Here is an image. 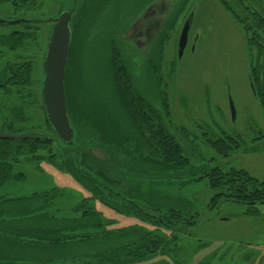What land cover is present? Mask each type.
Instances as JSON below:
<instances>
[{
	"label": "trees",
	"instance_id": "1",
	"mask_svg": "<svg viewBox=\"0 0 264 264\" xmlns=\"http://www.w3.org/2000/svg\"><path fill=\"white\" fill-rule=\"evenodd\" d=\"M40 1L0 0V10L16 14L32 9ZM162 1L173 10L174 0ZM218 1L245 34L248 78L264 115V13L254 7L258 5L255 0H233L240 12L227 0ZM63 2L59 13L65 8L74 9L65 72V99L74 139L68 145L58 140L46 120L41 95L38 102L34 98L36 81L31 74L32 63L18 57V53H25L36 42L39 24L0 25V134L24 137L0 139V186L23 181L24 174L13 173L14 164L20 160H46L58 162L60 169L89 190L90 197L67 205L65 193L57 188L21 197L0 196V264H146L156 258H169L173 262L180 252L179 235H189L198 214L191 202L167 191L169 187H181L204 178L211 188L222 190L211 199L210 208L222 200L251 207L264 205V181L246 171L213 167L198 173L190 166L182 145L169 130L170 111L165 93L157 94L159 108H156L136 92L132 84L134 76L119 63L118 54L112 49L102 56L107 60V70L99 72V91L95 89L98 83L95 85L90 67L84 65L86 62L76 65L71 78L76 40L84 33L87 45L101 35L120 42L117 35L124 32L132 18L128 11L130 0ZM14 19L17 18L8 20ZM169 20L163 32L172 25L171 17ZM96 24L100 28L93 32ZM46 25L50 27L44 54L52 26ZM5 27H10V31H2ZM9 57L14 60L8 61ZM98 96L104 98L100 106L96 104ZM34 108L42 111L47 133L13 135L20 134L33 120ZM217 133L214 138L203 134L207 136L205 144L226 159L239 149L240 139ZM90 149L101 150L107 160L96 159ZM185 171L200 175L184 181ZM95 201L155 229L112 228L114 223L95 210ZM160 229L167 233L161 234Z\"/></svg>",
	"mask_w": 264,
	"mask_h": 264
},
{
	"label": "rangeland",
	"instance_id": "2",
	"mask_svg": "<svg viewBox=\"0 0 264 264\" xmlns=\"http://www.w3.org/2000/svg\"><path fill=\"white\" fill-rule=\"evenodd\" d=\"M63 1L41 0V4L37 3L32 9L16 14L0 10V19L40 21L54 18L59 14L60 3ZM145 1L147 0H130L128 11L132 18L144 10ZM180 1H173L174 8L170 15L172 25L165 30L163 40L161 39L162 45H157V62L152 63L153 69H159L157 79H153V72L145 71L139 53L131 43L105 38L101 35L105 29L101 36L88 43L89 45L85 43L87 41L84 33L76 40V56L71 64V78L76 73V65L80 66V63L86 62L84 65L90 67L95 85L98 83L95 89L99 91V72L107 70L106 59L102 56L112 49L118 54L119 63L127 66L128 72L134 76L132 84L136 87V92L147 100L157 99L158 93H165L170 111L169 130L182 145L193 169L198 170V173L201 170L209 171L213 167H219L223 171L240 169L262 182L264 115L254 99L248 78L249 57L245 34L218 0H189L188 3L186 0L181 5ZM227 1L235 10L241 11L233 0ZM255 2L258 5L254 7L264 13V0ZM190 15L192 19L188 45L179 59L177 41L183 23ZM37 26L39 30L36 42L29 45L25 53H18V57L26 58L32 63L31 74L36 81L34 98L38 102L42 58L50 26ZM97 28H100L99 24L94 26L93 32H96ZM10 29L5 27L2 31L8 32ZM90 37L91 35L87 39ZM13 57L6 59L12 61ZM146 64L149 65L150 62ZM155 80L159 82L157 87ZM102 99L104 98L99 96L96 99L98 106L102 104ZM229 100L234 106V120L231 117ZM32 115L33 120L24 126V131L20 134L15 132L13 135L47 133L42 111L34 108ZM217 132L238 136L240 139L239 149L226 159L220 158L205 144L204 138L207 136L203 134L214 138L218 135ZM57 164L58 162L53 164L46 160H20L14 164L13 173L24 174L23 181H11L0 186V196L21 197L57 188L65 193L64 201L67 205L90 197L89 190ZM182 174L184 181L200 175L193 176L187 171ZM168 190L166 191L171 196L191 202L198 218L195 226L189 229V235H179L180 252L173 262L169 258H156L146 264H264V205L251 207L222 200L210 208L211 199L222 190L211 188L205 178L181 187H169ZM94 207L105 219L114 223L112 228L139 226L150 231L155 229L137 218L119 215L99 201L94 202ZM252 210L255 214L248 213ZM160 233L167 232L160 229Z\"/></svg>",
	"mask_w": 264,
	"mask_h": 264
},
{
	"label": "water",
	"instance_id": "3",
	"mask_svg": "<svg viewBox=\"0 0 264 264\" xmlns=\"http://www.w3.org/2000/svg\"><path fill=\"white\" fill-rule=\"evenodd\" d=\"M74 9L65 8L56 17L40 21L23 19H0V25L14 26L21 23L51 24L46 50L42 61L41 100L46 120L58 138L65 145L72 143L74 130L70 123L65 99V72L71 44V24ZM192 15L183 24L177 41V56L180 59L187 46L188 32ZM133 28L129 30L124 40L130 37ZM252 87V86H251ZM232 120L235 118L234 106L229 100ZM23 136H8L0 134V139L20 140ZM33 138V137H30ZM89 153L96 159L106 161L105 154L99 149H90Z\"/></svg>",
	"mask_w": 264,
	"mask_h": 264
},
{
	"label": "flooded vegetation",
	"instance_id": "4",
	"mask_svg": "<svg viewBox=\"0 0 264 264\" xmlns=\"http://www.w3.org/2000/svg\"><path fill=\"white\" fill-rule=\"evenodd\" d=\"M171 10L167 4L162 0H154L153 2L145 5L144 10L135 17L132 18L131 22L124 30L123 33H118V37L121 40L120 42L131 43L132 46L139 53L142 65L146 72H153V79H157V68H152V63L157 62L158 50L157 45H162L161 39L164 35V29L167 26V23L170 21ZM188 19V18H187ZM186 19V21H187ZM185 21V22H186ZM184 22V23H185ZM183 23V24H184ZM133 28L130 37L126 40L123 39L125 35H128L129 30ZM120 43V44H121ZM188 45V41H187ZM150 62L149 65L146 63ZM156 65V63H155ZM150 66V67H149ZM126 69L128 67L126 66ZM156 82V80L154 81ZM157 83L155 86L157 87ZM160 86V84H159ZM158 86V88H159ZM157 98V96H156ZM151 104L156 108H159V100L154 99L150 100Z\"/></svg>",
	"mask_w": 264,
	"mask_h": 264
}]
</instances>
